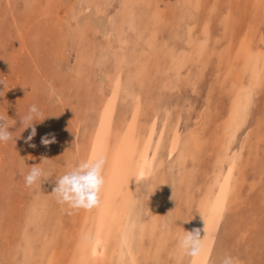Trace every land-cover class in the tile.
Returning <instances> with one entry per match:
<instances>
[{
  "label": "bare ground",
  "instance_id": "bare-ground-1",
  "mask_svg": "<svg viewBox=\"0 0 264 264\" xmlns=\"http://www.w3.org/2000/svg\"><path fill=\"white\" fill-rule=\"evenodd\" d=\"M231 1H72L65 10L70 48L52 54L44 82L54 86L55 101H72L83 137L57 165V178L37 181L19 206L13 220L20 229L0 264H220L226 254L238 264L264 262V182L248 176L264 158V129L257 128L264 125V0L238 2L248 11L236 49ZM38 2L44 12L53 7L23 0L24 12L33 15ZM53 136L63 147L64 132ZM97 154L105 159L99 204H59L56 179ZM193 229L206 235V260L177 248Z\"/></svg>",
  "mask_w": 264,
  "mask_h": 264
},
{
  "label": "rangeland",
  "instance_id": "rangeland-1",
  "mask_svg": "<svg viewBox=\"0 0 264 264\" xmlns=\"http://www.w3.org/2000/svg\"><path fill=\"white\" fill-rule=\"evenodd\" d=\"M72 1L61 0L56 5L45 0L46 4L53 6H49L51 11L48 10L47 12L43 11L44 9L38 2L34 8L33 15L30 16V14L24 12L26 7H23V0H15L14 6L7 0H0V82H2L0 83V91H2L0 92V117L4 120V122L0 123L7 124L8 131L13 137L12 140L0 143V214L2 206H5L4 214L6 215L4 217L5 220L2 222L3 228L0 229L1 260L3 259L2 253H5L3 252L4 244H10L13 232L20 229L19 224L18 227L13 220L14 216L18 215L16 212H18L19 206L24 207L27 204L28 193L34 191L33 194H35L38 190V183L31 187H26L24 177L33 166L41 167L42 164L46 166L47 162L48 164L51 163V167L48 168L50 169L48 174L53 178H57L59 175V167L57 165L64 163L62 162L63 159H68L70 151L78 148V143L80 142L78 140L83 137L82 129H80L82 121L78 124L80 127H76L77 125L75 124L76 114L72 109V101L68 98L67 103L55 101L57 94L51 92L54 86L50 87L44 82L47 74L52 73V70L48 69L52 61V54L58 52L60 46L65 45L70 48L69 27L71 24L68 23L65 10L72 8ZM253 1H231L233 8L228 33L233 37V49H236L235 42L241 37L245 25L243 24V18L245 17V12L248 11L247 9L241 12L242 7L237 9L238 2H243V6L244 3H248L250 6ZM221 11L223 9L217 14L221 15ZM22 14L24 16L21 18ZM217 14L214 16L213 28L220 24V17ZM13 15L21 19V21L16 22V20L12 19ZM23 39L26 40L29 50L20 49V41ZM33 58L39 62L38 67H35L36 69L34 68L35 62ZM65 58H63V62ZM55 88L57 92L58 83ZM66 89V94L70 95L67 87ZM29 96H32L31 100ZM63 99L65 100L64 95ZM258 103L259 113L262 114L264 112V90L260 94ZM33 105L39 109L41 119L33 121L31 126L24 128L21 119ZM217 106L219 107L218 113L216 112L217 115L223 117L226 111L225 107L219 106V103ZM217 106H215L216 109ZM255 117L256 115H252L250 122ZM50 124L53 125L52 129ZM33 127L36 130V135L28 141L27 138L30 136ZM257 128L263 130L264 125H260L259 122ZM60 129L64 132L66 138L63 147L56 142L47 146L42 144V137H47L48 139L54 137L56 140L53 134L55 131L60 132ZM261 143H264V139ZM262 146L264 147V144ZM252 173L256 174V177L260 176V179L264 182V158L257 160V163L250 166L248 176L251 177ZM4 182H8V184H4ZM262 184L256 187L257 191ZM34 186L36 188H33ZM254 193L255 190L249 193V196L253 199ZM33 197L35 196L33 195ZM262 200L264 205V199L262 198ZM6 206H8V210H6ZM2 229L6 232H2ZM261 264H264V262H261Z\"/></svg>",
  "mask_w": 264,
  "mask_h": 264
},
{
  "label": "clouds",
  "instance_id": "clouds-1",
  "mask_svg": "<svg viewBox=\"0 0 264 264\" xmlns=\"http://www.w3.org/2000/svg\"><path fill=\"white\" fill-rule=\"evenodd\" d=\"M2 83V82H0ZM2 92V91H0ZM41 119L39 109L33 105L29 108L28 113L21 119L24 128L32 125L33 121ZM0 122H4L0 117ZM36 135V130L33 127L30 136L27 138L30 141ZM13 137L8 131L6 123H0V143L12 140ZM42 144L47 146L54 143L55 138H41ZM34 146V145H33ZM105 159L102 155H95L91 159H86L75 166H70L64 174L56 179L54 193L59 204H66L70 209H91L97 206L100 202V194L103 189L105 180L103 176V168ZM49 175L40 167L33 166L28 174L24 177L25 186L31 187L37 181L48 179ZM203 231L206 233L205 226ZM177 248L180 252L196 261L208 258V246L206 235L201 237L200 229L185 231L183 235L177 239ZM220 264H238V261L232 255L226 254L220 259Z\"/></svg>",
  "mask_w": 264,
  "mask_h": 264
}]
</instances>
